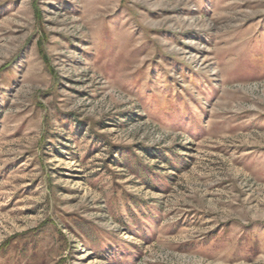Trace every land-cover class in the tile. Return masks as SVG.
<instances>
[{
    "label": "rangeland",
    "instance_id": "1",
    "mask_svg": "<svg viewBox=\"0 0 264 264\" xmlns=\"http://www.w3.org/2000/svg\"><path fill=\"white\" fill-rule=\"evenodd\" d=\"M0 264H264V0H0Z\"/></svg>",
    "mask_w": 264,
    "mask_h": 264
}]
</instances>
